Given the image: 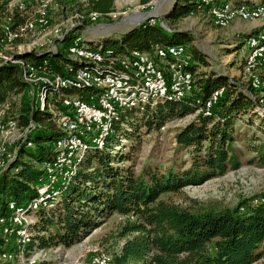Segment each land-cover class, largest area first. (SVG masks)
I'll return each mask as SVG.
<instances>
[{
  "label": "trees",
  "instance_id": "1",
  "mask_svg": "<svg viewBox=\"0 0 264 264\" xmlns=\"http://www.w3.org/2000/svg\"><path fill=\"white\" fill-rule=\"evenodd\" d=\"M10 1L0 0V50L6 43L4 27L13 29L26 19L24 10L11 8ZM237 1L254 4V0ZM114 2L86 0L85 10L106 17L113 11ZM199 5L197 0H175L165 21L173 24L197 14ZM85 27L79 22L64 29L51 49L15 51L12 56L33 64L46 59L56 73L73 78L79 67L89 66L67 53L68 46L76 36H82ZM82 39L85 44L111 50L116 56L130 55L133 50L152 54L155 46L193 40L186 31L166 29L148 21L107 40L109 46L104 44L106 41ZM238 48L234 44V49ZM189 49L193 56L192 91L178 101L123 110L103 147L86 153L78 173L54 206L35 212L29 227L31 250L49 246L68 249L112 214L119 213L135 219L120 227L123 242L107 264H256L264 258V193L255 200L243 199L234 207L207 210L182 206L169 196L162 197L179 194L184 187L201 185L237 169L241 165L238 141L255 154L250 161H264L262 145L251 142L254 134L248 139L252 126L264 135V116L258 125L252 119L262 115L260 99L264 98V88L254 89L250 82L241 83L223 72H202L196 77V66L204 63L205 57L194 45ZM220 87H224L221 96L205 111L206 99ZM44 88L48 91L40 104L35 93ZM29 89L20 66L0 60V107L13 110L12 118L25 129L14 155L0 172V216L9 214L10 202L23 205L34 196L42 174L41 164L52 158L54 142L62 136L55 121L56 114L64 110L61 94L86 98L94 91L93 87L56 89L51 82H41L33 88L31 97ZM188 115L192 118L173 135L168 164L164 167L141 163L135 171V156L142 142L150 140L152 132L159 131L166 121ZM5 247L0 235V264H15L1 258ZM47 259H40L39 263Z\"/></svg>",
  "mask_w": 264,
  "mask_h": 264
},
{
  "label": "built area",
  "instance_id": "2",
  "mask_svg": "<svg viewBox=\"0 0 264 264\" xmlns=\"http://www.w3.org/2000/svg\"><path fill=\"white\" fill-rule=\"evenodd\" d=\"M55 1L40 0L33 19L26 17L24 23L13 29L6 25V44L20 41L38 27H46L49 7ZM197 1L200 3L199 13L206 15L219 28L227 27L236 19L258 21L257 31L246 38L248 51L244 57V69L251 71L257 62H264V4L246 5L230 0ZM18 9L24 10L22 5H18ZM101 16L97 12H90L89 20L96 21ZM63 31L62 28L54 30L56 39L62 37ZM56 39L45 49L55 47ZM22 50L32 49H21L18 45L16 51ZM152 52L133 50L130 55L116 56L111 50L87 45L81 35L76 36L68 46L67 53L89 66L79 67L73 78L56 73L46 59L33 64L0 52V60L20 66L22 78L29 87L51 82L56 89L68 86L94 88L86 98L61 94L60 102L64 110L56 114L55 121L62 136L54 142L52 158L42 163V174L35 186V194L23 205L10 202L9 214L0 216V235L6 245L2 259L14 261L15 264H40L29 248L32 241L29 227L35 219V212L54 206L78 173L86 153L103 147L123 110L143 109L148 104L165 100L178 101L192 91L194 74L190 64L193 56L188 45L155 46ZM260 83L259 77L252 75L251 87L260 88ZM223 90L224 87H220L210 94L204 103L205 111L217 101ZM47 91L45 88L36 90L35 96L40 104H43ZM4 107H0V113ZM6 131V125L0 124V134H6ZM0 154L3 156L0 158L1 172L14 152L9 153L5 145H0ZM109 260L107 257L95 258L91 264H107Z\"/></svg>",
  "mask_w": 264,
  "mask_h": 264
},
{
  "label": "rangeland",
  "instance_id": "3",
  "mask_svg": "<svg viewBox=\"0 0 264 264\" xmlns=\"http://www.w3.org/2000/svg\"><path fill=\"white\" fill-rule=\"evenodd\" d=\"M39 1L11 0L10 7L22 5L23 15L33 19ZM231 1L236 2L237 0ZM174 2L175 0H147L145 3L142 0H116L114 9L108 16L91 21L89 12L85 10L86 0H57L49 7L46 27H38L34 33L27 34L19 42L4 43L0 52L11 55L18 45L21 49L43 50L56 39L54 33L56 28L64 30L71 24L79 22L86 25L82 33L83 37L96 42L106 41L104 44L109 46L111 43L107 40L118 38L139 23L148 21L151 24L165 25L168 28L180 29L190 34L193 40L191 43L184 44L189 47L191 44L194 45L205 57L204 63L196 66V77L202 72H223L230 77H235L241 83H246L250 82L252 75H257L261 82L260 89L264 88V62H257L251 71L244 69L243 59L248 50L246 37L241 34V31L247 28L246 23L233 22L225 28H219L213 25L206 15L197 13L168 24L165 18L174 8ZM254 4H264V0H254ZM140 15H151V18L141 21L145 16L137 18ZM234 44L239 48L234 49ZM32 90L30 86V96L33 94ZM261 104L260 114L262 115H259L260 118L258 116L252 118L253 123L257 125L264 116V98ZM12 112L10 108L4 107L0 113V124L6 125L7 129L6 134H0V145H5L9 153L15 151L25 131L12 118ZM191 118L192 116L188 115L171 119L166 121L159 131L152 132L150 140L142 142L135 156L134 170L138 171L141 163L150 166L162 164L165 167L171 157L174 146L173 135L176 129ZM249 137L253 138L251 140L253 145H262L260 151L264 155V135L258 127L250 128L248 139ZM243 143L238 141L236 144L240 149L238 156L241 160V165L237 169L228 170L222 176L209 179L201 185L184 187L179 194H165L162 197L169 196L171 200L182 206L207 210L214 207H234L243 199H254L258 194L264 193V161L257 159L250 161L255 154L248 151ZM2 157L0 154V158ZM133 219L135 217L132 218L131 215L114 213L94 229L88 237L70 248L54 246L37 248L32 250V255L39 261L48 258V261L41 264H91L95 258L110 259L123 242V238L119 235L120 227ZM256 264H264V258L258 260Z\"/></svg>",
  "mask_w": 264,
  "mask_h": 264
},
{
  "label": "crops",
  "instance_id": "4",
  "mask_svg": "<svg viewBox=\"0 0 264 264\" xmlns=\"http://www.w3.org/2000/svg\"><path fill=\"white\" fill-rule=\"evenodd\" d=\"M116 1V0H115ZM231 1V0H230ZM232 2V1H231ZM233 3H238V1L233 2ZM233 22H242L246 23L247 28L241 31V34H243L246 38L250 35L253 34L257 31V27L259 22L258 21H242L239 19L234 20ZM232 22V23H233Z\"/></svg>",
  "mask_w": 264,
  "mask_h": 264
},
{
  "label": "water",
  "instance_id": "5",
  "mask_svg": "<svg viewBox=\"0 0 264 264\" xmlns=\"http://www.w3.org/2000/svg\"><path fill=\"white\" fill-rule=\"evenodd\" d=\"M150 16H151V15L145 16L141 21H143V20H145V19H149ZM150 18H151V17H150ZM163 27L166 28V29H168V27L165 26V25H163Z\"/></svg>",
  "mask_w": 264,
  "mask_h": 264
},
{
  "label": "bare ground",
  "instance_id": "6",
  "mask_svg": "<svg viewBox=\"0 0 264 264\" xmlns=\"http://www.w3.org/2000/svg\"><path fill=\"white\" fill-rule=\"evenodd\" d=\"M145 15H140V17L139 16H137V18H143Z\"/></svg>",
  "mask_w": 264,
  "mask_h": 264
}]
</instances>
